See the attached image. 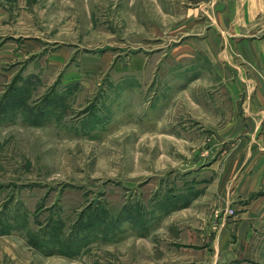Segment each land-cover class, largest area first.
<instances>
[{
  "label": "rangeland",
  "instance_id": "374dc122",
  "mask_svg": "<svg viewBox=\"0 0 264 264\" xmlns=\"http://www.w3.org/2000/svg\"><path fill=\"white\" fill-rule=\"evenodd\" d=\"M190 33L179 0H0V264H187Z\"/></svg>",
  "mask_w": 264,
  "mask_h": 264
},
{
  "label": "crops",
  "instance_id": "0c3cea01",
  "mask_svg": "<svg viewBox=\"0 0 264 264\" xmlns=\"http://www.w3.org/2000/svg\"><path fill=\"white\" fill-rule=\"evenodd\" d=\"M261 16L264 0H179V32H191L179 58H192L196 80L209 79L206 90L193 86L201 96L193 100V119L214 138L207 162L192 168L198 173L179 190V201L194 194L179 218L192 209L202 217L200 229L206 226L205 232L179 226L180 263L264 264Z\"/></svg>",
  "mask_w": 264,
  "mask_h": 264
},
{
  "label": "built area",
  "instance_id": "2783aa9c",
  "mask_svg": "<svg viewBox=\"0 0 264 264\" xmlns=\"http://www.w3.org/2000/svg\"><path fill=\"white\" fill-rule=\"evenodd\" d=\"M234 211L233 210H229V215H234Z\"/></svg>",
  "mask_w": 264,
  "mask_h": 264
}]
</instances>
